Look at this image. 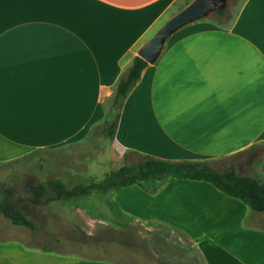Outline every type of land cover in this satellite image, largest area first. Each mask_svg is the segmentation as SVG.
<instances>
[{
  "label": "crops",
  "instance_id": "0c3cea01",
  "mask_svg": "<svg viewBox=\"0 0 264 264\" xmlns=\"http://www.w3.org/2000/svg\"><path fill=\"white\" fill-rule=\"evenodd\" d=\"M177 1L0 0V165L83 141ZM112 143L241 167L264 148V0L173 33L124 100ZM112 196L122 213L185 234L204 264H264V214L209 183L169 178L155 193ZM16 227L0 221V264H116L26 245L10 237Z\"/></svg>",
  "mask_w": 264,
  "mask_h": 264
},
{
  "label": "rangeland",
  "instance_id": "374dc122",
  "mask_svg": "<svg viewBox=\"0 0 264 264\" xmlns=\"http://www.w3.org/2000/svg\"><path fill=\"white\" fill-rule=\"evenodd\" d=\"M191 1L178 0L167 13L165 21ZM241 2L227 0V18L233 17ZM210 15L214 17L213 13ZM162 22L160 20L157 26ZM112 96L104 99L105 112ZM101 127L100 123L79 144L38 151L31 157L0 165V182L15 187L20 195H24L28 185L48 179H60L70 188L90 178L102 179L121 165L139 160V156L132 151L120 154L119 149L113 146V139L107 138ZM256 153L242 167L235 165L233 160L217 161L213 166L225 171L235 165L234 170L239 175L259 180L261 177L255 168L264 166V148H259ZM144 185L149 186V183ZM112 194L93 192L88 196L39 206L22 202L20 209L34 222L35 229L31 231L16 227L13 233L9 232L10 237H17L26 245L42 246L76 257L104 259L116 264H161L164 260L163 264H204L197 247L185 234L171 226L140 220L126 213H123L124 218H114V211L109 207L121 209ZM0 221L12 226L1 214ZM114 221L118 225L113 224ZM255 223L264 226V217L258 218Z\"/></svg>",
  "mask_w": 264,
  "mask_h": 264
},
{
  "label": "trees",
  "instance_id": "16d2710c",
  "mask_svg": "<svg viewBox=\"0 0 264 264\" xmlns=\"http://www.w3.org/2000/svg\"><path fill=\"white\" fill-rule=\"evenodd\" d=\"M213 15L215 18L228 17L225 9L217 10ZM146 66L144 60L134 56L116 82L113 96L101 122L102 131L107 138H114L124 100ZM169 178L209 183L224 195L241 201L251 211L264 214V181L248 175H239L233 168L220 171L207 161L167 160L145 154H139L138 161L125 163L102 179L90 178L70 188L60 179H48L28 185L24 189V195H20L15 187L0 182V214L10 224L34 231V222L20 209L22 202L39 206L88 196L93 192L108 194L129 186H139L146 192L155 193ZM144 183H149V186ZM109 208L113 209L114 218H124V214L116 206ZM115 223L118 222L114 221L113 224ZM163 263L165 260L161 261V264Z\"/></svg>",
  "mask_w": 264,
  "mask_h": 264
},
{
  "label": "water",
  "instance_id": "95a60500",
  "mask_svg": "<svg viewBox=\"0 0 264 264\" xmlns=\"http://www.w3.org/2000/svg\"><path fill=\"white\" fill-rule=\"evenodd\" d=\"M227 0H192L180 11L170 16L136 51V56L147 64L159 57L167 39L182 27L205 18L217 10H224Z\"/></svg>",
  "mask_w": 264,
  "mask_h": 264
}]
</instances>
